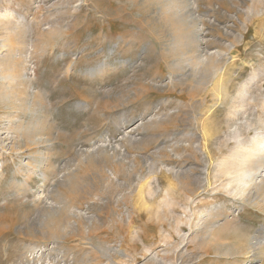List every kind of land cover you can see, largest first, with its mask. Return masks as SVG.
<instances>
[{
    "label": "rangeland",
    "instance_id": "1",
    "mask_svg": "<svg viewBox=\"0 0 264 264\" xmlns=\"http://www.w3.org/2000/svg\"><path fill=\"white\" fill-rule=\"evenodd\" d=\"M261 133L264 0H0V264H264Z\"/></svg>",
    "mask_w": 264,
    "mask_h": 264
},
{
    "label": "bare ground",
    "instance_id": "2",
    "mask_svg": "<svg viewBox=\"0 0 264 264\" xmlns=\"http://www.w3.org/2000/svg\"><path fill=\"white\" fill-rule=\"evenodd\" d=\"M4 42L6 44H4L3 47H8L7 44L9 42V40L8 41H4ZM71 69H72V67H69L68 71L71 70ZM260 138L262 139V141L256 145L257 147L259 146V149H257V150L255 149L253 152H251V154L246 156L244 158V160H243L244 163H246V162L247 163L259 162V158L264 157V133L260 134ZM255 169H256V167H251L250 169L246 170L243 173V176H241V177H243V179H241V181L243 180V182L245 184L250 185L254 181V176L257 174V172L254 171ZM239 171L242 172L241 169H239ZM258 173H260V172H258Z\"/></svg>",
    "mask_w": 264,
    "mask_h": 264
}]
</instances>
